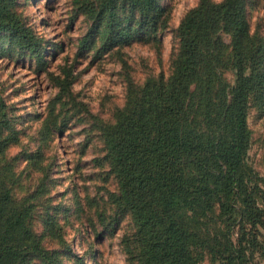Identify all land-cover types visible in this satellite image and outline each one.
I'll return each instance as SVG.
<instances>
[{
  "label": "trees",
  "instance_id": "obj_1",
  "mask_svg": "<svg viewBox=\"0 0 264 264\" xmlns=\"http://www.w3.org/2000/svg\"><path fill=\"white\" fill-rule=\"evenodd\" d=\"M73 3L72 19L82 13L101 26L95 56L169 25L161 0ZM249 3L198 0L176 28L169 72L129 80L111 121L91 115L116 180L111 201L132 223L121 238L126 264H205V255L209 264H246L247 251L261 245L264 189L246 156L248 110L251 103L264 109V37L251 31ZM17 6L0 0V33L43 69L42 38ZM88 37L81 48L90 46ZM48 75L58 88L53 103L72 95L71 64ZM14 121L0 83V156L19 140ZM32 207L13 198L0 170V264L48 259L31 229Z\"/></svg>",
  "mask_w": 264,
  "mask_h": 264
},
{
  "label": "rangeland",
  "instance_id": "obj_2",
  "mask_svg": "<svg viewBox=\"0 0 264 264\" xmlns=\"http://www.w3.org/2000/svg\"><path fill=\"white\" fill-rule=\"evenodd\" d=\"M73 2L18 0V12L42 38L43 69L35 55L0 33V83L20 132L18 142L0 156V170L13 198L32 203L31 229L48 253V259L33 256L20 264H126L121 238L132 223L111 201L116 180L103 159L91 115L111 121L124 103L129 80L142 84L169 72L176 28L198 0H161L170 10L166 29L136 33L129 43L97 56L101 26L82 13L72 19ZM248 18L251 31L264 37V0H250ZM87 33L90 46L83 49ZM65 64L76 74L72 95L53 103L58 88L48 72L58 74ZM62 119L67 124L60 129ZM247 125L251 140L246 159L264 189V109L251 103ZM259 237L261 245L247 251L246 264H264V228ZM203 261L209 264L206 255Z\"/></svg>",
  "mask_w": 264,
  "mask_h": 264
}]
</instances>
